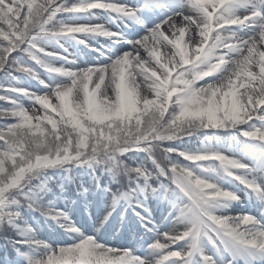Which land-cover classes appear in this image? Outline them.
I'll return each instance as SVG.
<instances>
[{
  "label": "snow or ice",
  "instance_id": "obj_1",
  "mask_svg": "<svg viewBox=\"0 0 264 264\" xmlns=\"http://www.w3.org/2000/svg\"><path fill=\"white\" fill-rule=\"evenodd\" d=\"M144 7L105 0H0V72L22 73L46 89L38 95L17 84H0V100L10 104L0 108V117L16 121L0 125V222L11 223L19 216L6 210V204L23 202L62 222L67 230L79 232L65 212L42 207L29 195L39 170L67 162L108 163L133 181L142 179L134 188L113 192L112 203L128 201L146 232L154 230L153 220L137 192L163 195L176 213L175 225L158 233L145 255L93 236L81 235L53 247L22 232L26 238L17 243L44 249L28 264H219L200 245L201 237L229 255L264 253V221L247 212L220 214L222 204L239 196L201 174L211 173L207 162H218L227 177L264 200V183L249 175L252 166L210 147L195 151L162 147L199 129H237L255 142L264 171V11L257 0H176L174 10L145 26L133 40H123L121 32L104 24L58 19L94 17L100 10L113 20L140 22ZM237 28L250 31L240 35ZM82 35L109 38L114 44L123 40L130 47L107 56L106 63L79 68L43 46L47 40L70 37L91 47L80 39ZM52 59L68 66H57ZM37 66L59 77V82L42 79ZM205 79L209 82L197 86ZM21 97L40 105L43 114L30 115L19 102ZM129 151L147 153L152 167L117 163L118 156ZM153 176L168 183L153 187L149 183Z\"/></svg>",
  "mask_w": 264,
  "mask_h": 264
},
{
  "label": "rangeland",
  "instance_id": "obj_2",
  "mask_svg": "<svg viewBox=\"0 0 264 264\" xmlns=\"http://www.w3.org/2000/svg\"><path fill=\"white\" fill-rule=\"evenodd\" d=\"M71 2H74V0H69V3ZM105 2H127L134 7H138L139 5L144 4L145 7L140 10V22L126 18H117L113 20L108 13H101L99 12L100 10H98L94 17L81 16L72 18L67 15H61L60 17H58V19L65 22L104 24L114 32H121L123 34V40H133L136 39L138 35L143 34L145 26L151 27L154 23L158 22L165 15H168L169 12L174 10L176 7V0H157L155 4L159 3L164 6V10H155L154 8L156 7H153L154 4H149L148 0H105ZM257 5L261 9L259 0H257ZM235 31H237L240 35H246L250 31V29L237 28L235 29ZM80 39L87 41V44L91 45V47H88L85 44L78 43L77 40H74L70 37L53 38L44 42L43 46L49 51H60L61 53H65L61 56H66L68 58V61L72 63V66L79 68L87 67L91 64L106 63L107 56L114 53L126 51L130 47V45L123 43V40H121L120 43L114 44L109 38L100 36L93 37L90 35H82ZM59 44L65 47V52L61 50V48L58 46ZM93 48H100L101 51H93ZM164 52L165 50L161 49L162 56L164 55ZM20 55L23 56V54ZM51 62L53 64H56L57 66H60V64H65V66H68L63 60L59 59H52ZM37 71L39 70L37 69ZM39 72L41 78L48 80L49 82H52L53 80L59 82L60 80L59 77L49 76V74L44 72V70H40ZM207 82H209L207 79H205L204 81H198L197 86H202ZM18 85L25 86L38 95H43L46 91V89L42 88L41 85H39L32 79L21 81L20 83H18ZM107 91L109 95H111V89L109 88L107 89ZM19 101L23 104L30 115L43 114V112L40 110V105L34 104L32 101H29L28 99L22 97L19 98ZM50 101L52 104L57 103L54 96L50 97ZM49 113L52 114L54 118H58L56 117L55 113L51 112V110H49ZM198 137H200V139H197L192 134L190 136L182 137L177 141L178 146H183L186 142L188 143V141L186 140L189 138L190 148L186 143L189 151L199 150V141V146L201 147H210L214 150L223 152L226 156H234L238 159H241L242 162L252 166V171L249 172V175L255 177L258 182L264 183V171H262L259 167L257 153L255 151V142L247 140L246 138L241 136L237 129H209L208 133H203L202 135H198ZM164 146H172V143L165 144L164 142ZM119 156L127 158L128 154L127 152H125L123 154H120ZM206 166L212 171L211 173L202 172V175L207 176V178L217 182L222 187L234 191L239 196V200L237 201H228L222 204L218 208V212L220 214L236 216L238 214L247 212L257 219L264 221V200L258 198L257 195L245 189L242 185L232 180L230 177H227L223 173V170L220 168L218 162L209 161L207 162ZM47 168L49 167L43 168L38 172H41ZM38 172L36 173V175L38 174ZM36 175L33 176V178L36 177ZM113 192L114 189L109 190V192H106L104 196L101 193H88L86 198L80 201V203H78L75 197L76 195H74V199L69 198L65 201H59L58 203L55 202L54 204H46L50 208L60 209L65 212L71 225H74L75 228L79 229V232L69 231L66 229V227L62 226V222H58L51 218H44V220L42 219L33 222V224L32 222H30L32 224V228L26 230L20 228L18 224L13 221L14 219L11 221V223L6 221L11 227V231H16V233H14V238H16L15 244L25 252V255L22 256L18 250H13L14 258L12 256V253L10 257L12 258V260L7 259L5 256L1 257L0 264H28L30 258L38 257L43 253L44 249L40 246L17 243V241L26 238L20 235V233L22 232H27L28 237L33 240L45 242L47 245H51L53 247L72 243L80 238L81 235H84L93 236L98 241L109 243L114 247L131 249L136 255L147 254L149 252L148 245L153 241L155 236L158 233L164 232L175 225L174 217L176 213L173 210L172 205L165 197H162L161 199L156 198L154 194L150 193V190H146L141 194L143 197V202L145 203L144 205L148 209V212L152 217L154 230L152 232H148L150 235L146 237L145 243L138 244L135 249L132 243L126 244L122 242V244H120V239L112 240L103 238L98 234V232H94L95 226L98 225L97 222L100 215L95 220L91 218V216L92 214H96L98 211L103 212L104 210L107 211L108 217L110 219L105 225L106 228H103L105 232L113 234V227L111 225H114L117 220H121L122 218H124L125 222L128 221L130 224L124 228V232H128L130 235H135V232H137V227H134L131 224L140 226L142 229L144 228L140 220L133 214L128 201L124 199L122 201L118 200L114 205L112 201L108 202V199L111 198L110 193ZM101 197H103V199ZM85 218L89 219L90 221L93 220V225L88 229L86 228V226H88L87 222H85V225H83L84 222H80ZM90 224L91 222L89 223V225ZM130 227H134V229L132 230ZM143 230L145 231V229ZM178 230L182 231L183 229L180 228ZM199 243L207 252L213 254L217 258L219 264H225V262L229 259L232 260V264H246L247 261L249 262L250 260H253L256 262V259L264 256L263 253L258 251L232 252L231 255H229V253H225L219 248H214L204 237L200 238Z\"/></svg>",
  "mask_w": 264,
  "mask_h": 264
},
{
  "label": "trees",
  "instance_id": "obj_3",
  "mask_svg": "<svg viewBox=\"0 0 264 264\" xmlns=\"http://www.w3.org/2000/svg\"><path fill=\"white\" fill-rule=\"evenodd\" d=\"M37 2H42V0H37ZM2 40V38H0ZM61 50H65L63 46H60ZM61 53V52H59ZM13 76L15 79H13ZM27 80L22 73H13L11 76L7 73L0 72V84H17L21 81ZM22 86V85H19ZM25 87V86H22ZM27 99V98H26ZM20 102V101H19ZM21 103V102H20ZM10 107V104L7 101L0 100V108ZM58 119V118H57ZM16 122L13 118H2L0 117V125L4 123H14ZM50 127V126H49ZM212 130V129H211ZM220 130V129H215ZM209 129H199L192 133L194 137L197 139L198 135H202L203 133H208ZM230 135V134H229ZM178 139L166 141V143H172V146H164L162 147H179L182 150L189 151L190 148L189 138L187 146L186 143L183 146H178ZM3 141H0L2 144ZM198 144L200 142L198 141ZM128 157L124 158L123 156H118L117 163L122 161L127 165H144L146 167L151 168L152 162L148 159L147 153L143 151H129L127 152ZM159 155V152L157 153ZM182 162L189 163L184 161L183 158H180ZM137 183L142 184V179L138 181H133L129 179V177L124 176L122 172L118 171L117 168H110L108 163H97L95 161H89L87 163L77 164L73 162H67L63 164H57L49 166V168L38 172L36 177L32 178L31 184L33 186V192L29 193V195L33 196L42 207H47L48 200H54L57 197L68 196L70 192L72 193L75 188L81 189L82 186H98L100 189L112 188L114 192L117 189L121 191H126L128 188H134ZM149 183L153 185V187H157L160 184H167L168 181L164 177H150ZM86 187H83L86 189ZM160 189L158 188V192ZM138 192L136 193V196ZM22 200L23 198L20 197ZM6 210L15 211L19 213V216L13 217L16 222H19L24 227H28V222H30L32 216L35 217V211L42 214L40 211L35 210L33 208H29L27 204L21 203H11L9 202L5 206ZM14 234L11 231V227L8 225L6 221L0 222V256L2 253H11L12 247L14 246V242H10V238Z\"/></svg>",
  "mask_w": 264,
  "mask_h": 264
},
{
  "label": "bare ground",
  "instance_id": "obj_4",
  "mask_svg": "<svg viewBox=\"0 0 264 264\" xmlns=\"http://www.w3.org/2000/svg\"><path fill=\"white\" fill-rule=\"evenodd\" d=\"M260 3H261V6H264V0H260ZM37 69L40 71V70H43V69H40L38 66H37ZM25 77H27V76H25ZM27 79H31V78H29V77H27ZM35 81V80H34ZM109 190H112V188L110 189L109 187L108 188H106V191L107 192H109ZM112 194L113 193H110V196H111V198L110 199H108V202L109 201H112ZM104 204V203H103ZM99 215H100V217H99ZM104 215V216H103ZM102 216V217H101ZM105 216H107V219H105ZM97 217H99V219H98V225H96L95 226V229H94V232H98V234L100 235V236H102L103 235V233H104V230H103V228H106L105 227V225L107 224V221L108 220H110L109 219V217H108V213H107V211H98L96 214H92V216H91V218H93L94 220L97 218ZM111 219H112V217H111ZM93 221V220H92ZM92 221H90L89 219H87V218H85V219H83L82 221H80V222H84L83 223V225H85V222H87V225L88 226H86V228L88 229L89 227H91L93 224H92ZM91 222V224L89 225V223ZM111 224V223H110ZM109 224V225H110ZM127 225H130L129 224V222L127 221V222H125V220H124V218H122L121 220H117L116 222H115V224H114V234H113V238H118V236H119V234H120V232H121V230H124V228L127 226ZM132 226H134V227H137V228H140V232H144V228L142 229L140 226H137V225H134V224H131ZM110 227V226H109ZM159 227H161V226H159ZM7 259H9V257H6Z\"/></svg>",
  "mask_w": 264,
  "mask_h": 264
}]
</instances>
